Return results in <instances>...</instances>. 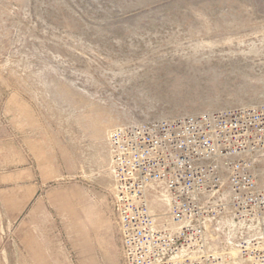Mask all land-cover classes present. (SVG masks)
<instances>
[{
  "label": "rangeland",
  "instance_id": "374dc122",
  "mask_svg": "<svg viewBox=\"0 0 264 264\" xmlns=\"http://www.w3.org/2000/svg\"><path fill=\"white\" fill-rule=\"evenodd\" d=\"M264 105V0H0V264H123L113 129Z\"/></svg>",
  "mask_w": 264,
  "mask_h": 264
},
{
  "label": "built area",
  "instance_id": "2783aa9c",
  "mask_svg": "<svg viewBox=\"0 0 264 264\" xmlns=\"http://www.w3.org/2000/svg\"><path fill=\"white\" fill-rule=\"evenodd\" d=\"M123 264H264V105L116 127Z\"/></svg>",
  "mask_w": 264,
  "mask_h": 264
}]
</instances>
